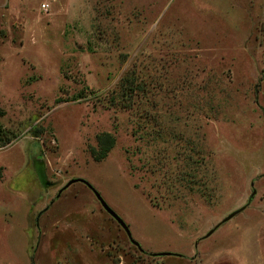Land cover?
Masks as SVG:
<instances>
[{
    "label": "rangeland",
    "instance_id": "1",
    "mask_svg": "<svg viewBox=\"0 0 264 264\" xmlns=\"http://www.w3.org/2000/svg\"><path fill=\"white\" fill-rule=\"evenodd\" d=\"M0 123V264H264V0H0Z\"/></svg>",
    "mask_w": 264,
    "mask_h": 264
},
{
    "label": "water",
    "instance_id": "2",
    "mask_svg": "<svg viewBox=\"0 0 264 264\" xmlns=\"http://www.w3.org/2000/svg\"><path fill=\"white\" fill-rule=\"evenodd\" d=\"M36 170V174H37V177H38V179H39V182L41 183V185L43 186V187H46L47 185H52V184H54V181H52V180H48L47 178H46V175H45V173H44V170L41 168L39 171L37 170V169H35ZM75 180H80V181H82L83 183H85L86 185H88V182L86 181V180H84L83 178H71V179H69V180H67L65 183H64V185L62 186V187H66L69 183H71V182H73V181H75ZM93 193H94V195H95V197L98 199V201H99V203H100V205L105 209V211L111 216V217H113L115 220H116V222L124 229V231H125V233H126V235L131 239V241L133 242V243H135V244H137L136 243V241H134L132 238H131V236H130V233H129V231H128V228H127V226H126V224H125V222L121 219V217L103 200V198L100 196V194L97 192V191H93ZM254 193V189H252V191L250 192V194H253ZM243 207H244V205H241L240 207H238V208H236L235 210H233V211H231L229 214H227L225 217H223L222 219H221V221H223V220H226V219H228L229 217H231L234 213H236V212H238V211H240L241 209H243ZM218 224V223H217ZM217 224H215L212 228H210L206 233H205V235H207V234H209L211 231H212V229L215 227V226H217Z\"/></svg>",
    "mask_w": 264,
    "mask_h": 264
},
{
    "label": "trees",
    "instance_id": "3",
    "mask_svg": "<svg viewBox=\"0 0 264 264\" xmlns=\"http://www.w3.org/2000/svg\"><path fill=\"white\" fill-rule=\"evenodd\" d=\"M30 133L34 136H38V134H39L38 127L31 128ZM14 137H15V134H13L11 131H8L0 123V146L5 145ZM96 141H97V146H98L97 149L91 147L89 149V152L94 159H100L106 154L107 150L109 149V147L113 143V137L109 132H101V133H98L96 135ZM88 186L91 187V185L89 183H88Z\"/></svg>",
    "mask_w": 264,
    "mask_h": 264
},
{
    "label": "flooded vegetation",
    "instance_id": "4",
    "mask_svg": "<svg viewBox=\"0 0 264 264\" xmlns=\"http://www.w3.org/2000/svg\"><path fill=\"white\" fill-rule=\"evenodd\" d=\"M32 164L34 166V169H37L39 171L42 168L44 170L43 162L39 156L32 160Z\"/></svg>",
    "mask_w": 264,
    "mask_h": 264
}]
</instances>
